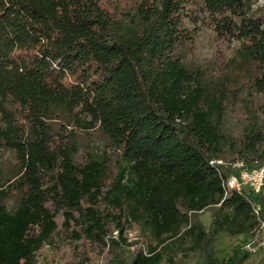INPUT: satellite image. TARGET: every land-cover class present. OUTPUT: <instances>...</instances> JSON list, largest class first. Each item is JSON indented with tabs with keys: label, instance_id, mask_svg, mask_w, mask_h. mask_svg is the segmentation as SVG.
Masks as SVG:
<instances>
[{
	"label": "trees",
	"instance_id": "1",
	"mask_svg": "<svg viewBox=\"0 0 264 264\" xmlns=\"http://www.w3.org/2000/svg\"><path fill=\"white\" fill-rule=\"evenodd\" d=\"M201 27L235 57L186 64ZM259 169L264 15L246 0H0V264H52L46 247L58 264H264L245 249L264 192L240 179Z\"/></svg>",
	"mask_w": 264,
	"mask_h": 264
},
{
	"label": "rangeland",
	"instance_id": "2",
	"mask_svg": "<svg viewBox=\"0 0 264 264\" xmlns=\"http://www.w3.org/2000/svg\"><path fill=\"white\" fill-rule=\"evenodd\" d=\"M247 4L250 6V12L256 14L264 15V0H246ZM238 47V44L234 41H226L217 38L210 29L206 27H201L197 37L195 39L194 44L189 49L187 53V57L185 59V63L188 65H198L201 67H208L212 64H216L217 61H221L223 63H228L235 57V51ZM92 145L96 147V151L100 154L103 152L111 153V151L103 146L102 141L98 138H92ZM12 157L9 153L3 154V162L5 165H8L9 162H12ZM201 222L207 226L209 223V216L207 213H203L200 215ZM113 237L118 236V232H113ZM124 237L126 238L129 244H133L131 246V250H133L136 246L134 243H140V237L138 232L135 229H131L126 231ZM257 245L254 247L253 245ZM264 247V237H260V239L256 238L252 241L251 249L256 251L258 247ZM63 252H54L49 248H45L43 250V256H45L48 260L52 261V264H58L62 261ZM92 264H103V256L99 258H95Z\"/></svg>",
	"mask_w": 264,
	"mask_h": 264
},
{
	"label": "built area",
	"instance_id": "3",
	"mask_svg": "<svg viewBox=\"0 0 264 264\" xmlns=\"http://www.w3.org/2000/svg\"><path fill=\"white\" fill-rule=\"evenodd\" d=\"M240 179H241V185L248 186L252 188L255 192H259L261 189L264 192V170H253V171H247L243 170L240 173ZM228 186L231 188H237L239 189L240 185L236 181L234 177H231L228 182ZM247 250L253 252L250 245H247Z\"/></svg>",
	"mask_w": 264,
	"mask_h": 264
}]
</instances>
